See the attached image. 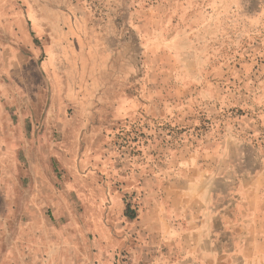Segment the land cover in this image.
<instances>
[{
	"label": "rangeland",
	"instance_id": "1",
	"mask_svg": "<svg viewBox=\"0 0 264 264\" xmlns=\"http://www.w3.org/2000/svg\"><path fill=\"white\" fill-rule=\"evenodd\" d=\"M0 264H264V0H0Z\"/></svg>",
	"mask_w": 264,
	"mask_h": 264
}]
</instances>
